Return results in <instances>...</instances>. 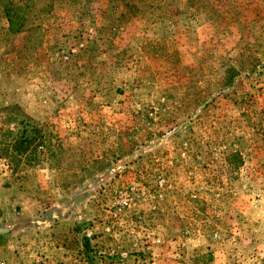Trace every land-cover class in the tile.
Here are the masks:
<instances>
[{
	"label": "rangeland",
	"instance_id": "obj_1",
	"mask_svg": "<svg viewBox=\"0 0 264 264\" xmlns=\"http://www.w3.org/2000/svg\"><path fill=\"white\" fill-rule=\"evenodd\" d=\"M0 264H264V0H0Z\"/></svg>",
	"mask_w": 264,
	"mask_h": 264
},
{
	"label": "trees",
	"instance_id": "obj_2",
	"mask_svg": "<svg viewBox=\"0 0 264 264\" xmlns=\"http://www.w3.org/2000/svg\"><path fill=\"white\" fill-rule=\"evenodd\" d=\"M5 15L12 33H18L22 28L21 9L10 3L3 4Z\"/></svg>",
	"mask_w": 264,
	"mask_h": 264
}]
</instances>
